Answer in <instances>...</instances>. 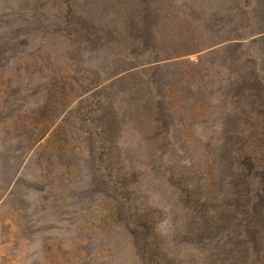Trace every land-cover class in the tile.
<instances>
[{"label": "rangeland", "instance_id": "obj_1", "mask_svg": "<svg viewBox=\"0 0 264 264\" xmlns=\"http://www.w3.org/2000/svg\"><path fill=\"white\" fill-rule=\"evenodd\" d=\"M0 264H264V0H0Z\"/></svg>", "mask_w": 264, "mask_h": 264}, {"label": "trees", "instance_id": "obj_2", "mask_svg": "<svg viewBox=\"0 0 264 264\" xmlns=\"http://www.w3.org/2000/svg\"><path fill=\"white\" fill-rule=\"evenodd\" d=\"M244 164H242V166H243ZM254 170V169H253ZM253 170H247V169H243V171H244V174H242L241 176L243 177V180L245 181V180H247V176H248V178H251V177H254V179H256V180H260L261 181V178H262V175L260 174V173H258V171L254 174V172H253ZM249 173V174H248ZM247 174V175H246ZM245 175H246V177H245ZM260 191H262V189H257L256 191H255V194H254V205H255V203H257V201L261 198V195L260 194H258V195H256V193H259ZM253 197V196H252ZM251 197V198H252ZM237 199H239V198H237ZM240 199H242V198H240ZM238 200L239 202L241 201L242 202V200ZM249 204H252V201L250 200H247V201H245L244 202V200H243V203L244 204H246V205H243V207L245 206V207H247V205H248V203Z\"/></svg>", "mask_w": 264, "mask_h": 264}]
</instances>
